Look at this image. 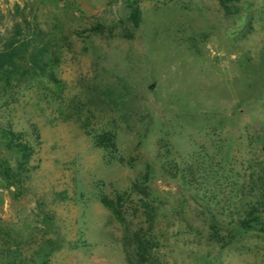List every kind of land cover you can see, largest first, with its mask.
Here are the masks:
<instances>
[{
  "label": "rangeland",
  "instance_id": "1",
  "mask_svg": "<svg viewBox=\"0 0 264 264\" xmlns=\"http://www.w3.org/2000/svg\"><path fill=\"white\" fill-rule=\"evenodd\" d=\"M235 8L0 0V52L30 40L45 63L0 90V243L18 263L264 264V0ZM119 197L123 217L102 202Z\"/></svg>",
  "mask_w": 264,
  "mask_h": 264
},
{
  "label": "trees",
  "instance_id": "2",
  "mask_svg": "<svg viewBox=\"0 0 264 264\" xmlns=\"http://www.w3.org/2000/svg\"><path fill=\"white\" fill-rule=\"evenodd\" d=\"M242 0H219L220 6L229 14H232L237 8L235 6L240 3ZM20 32L15 33L13 37H20ZM30 40H26L23 42H14L9 47H7L4 51L0 52V90L3 87L4 90L15 89L22 84H27L29 81L34 79V73L37 71L43 70V57L39 58L37 56L34 48L32 49V43ZM45 65V63H44ZM33 73V75H31ZM31 76V77H30ZM5 95V94H4ZM1 96V95H0ZM3 135L9 136L15 134L10 131V129H3ZM8 139V138H7ZM9 147L18 148L24 156H27L28 152L26 147L22 144H16L13 142L11 138H9ZM151 173L148 172L141 181L135 183L131 190L132 193L142 194V202L144 205L145 199L149 198V182L151 180ZM178 177L176 173L173 174V178ZM122 201V198L119 197L118 201L115 202L113 200H109L108 198H103L102 202L109 210H111L117 217H123L122 213L119 209L120 204L118 202ZM152 209V207H151ZM252 216V212L249 213ZM259 220L256 217H253L252 220L242 219L239 224L240 227L247 229L251 228L254 225L258 224ZM215 236L218 235L216 229L214 228ZM135 239L138 240V257L145 262L147 260V256L152 250V241L151 236L146 238L145 235L139 238L138 235H135ZM13 245H8L6 243H0V256L2 259H6L7 261L11 258L15 260L12 264H22L16 261L17 258H23V251L20 249L12 247ZM25 259V258H24ZM43 264H47L44 262Z\"/></svg>",
  "mask_w": 264,
  "mask_h": 264
}]
</instances>
